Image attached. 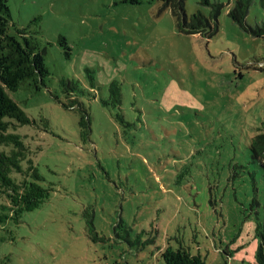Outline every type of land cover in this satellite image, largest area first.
Returning <instances> with one entry per match:
<instances>
[{"label":"rangeland","instance_id":"374dc122","mask_svg":"<svg viewBox=\"0 0 264 264\" xmlns=\"http://www.w3.org/2000/svg\"><path fill=\"white\" fill-rule=\"evenodd\" d=\"M198 1L187 14L209 16ZM213 1L224 8L207 39L180 33L160 0H6L50 72L41 91L10 92L32 123L8 132L51 194L18 217L0 197V264H165L169 246L206 264H257L264 169L250 146L264 132V37L230 20L233 1ZM247 24L264 25L260 0ZM112 82L120 108L103 103Z\"/></svg>","mask_w":264,"mask_h":264},{"label":"trees","instance_id":"16d2710c","mask_svg":"<svg viewBox=\"0 0 264 264\" xmlns=\"http://www.w3.org/2000/svg\"><path fill=\"white\" fill-rule=\"evenodd\" d=\"M160 1L163 3V8L168 9L175 18L180 33L199 35L207 39L218 33L219 17L224 8L223 3L199 0L200 6L210 9L209 16H206L201 11L188 15L187 0ZM230 1H233V6L228 12L230 20L243 31L255 37H264V25L250 26L247 24V16L255 0ZM124 2L138 5L141 0H124ZM260 4L264 9V0H260ZM60 40L69 51L65 39L60 38ZM45 53L46 50L41 49L35 36L12 23L11 11L6 0H0V144L13 147L10 153L0 152V197L4 196L9 202L10 210L16 217L39 208L51 194V189L43 185L44 178L33 160L26 157L21 137L8 132L11 126L32 123L30 117L12 99L10 92H16L23 84H29L35 91H41L45 85V79L50 75L45 63ZM60 83L68 97H73L72 94L78 90V86L70 80L62 79ZM103 103L120 108L122 93L116 82L110 83L109 99L104 100ZM77 105H79L77 99H69V103L64 104L67 109H75ZM79 108L81 109L80 105ZM81 112L80 126L88 128V114L85 110ZM117 117L122 121L121 113ZM250 154L252 160L258 162L264 169V132L252 139ZM87 225L91 231L94 230L92 219L88 218ZM260 229L261 225L258 224L256 232L264 238ZM262 245L256 252L257 264H264ZM161 256L165 264H206L201 255H192L183 246L177 249L169 246L161 253Z\"/></svg>","mask_w":264,"mask_h":264}]
</instances>
